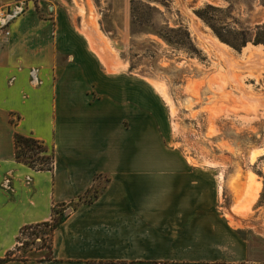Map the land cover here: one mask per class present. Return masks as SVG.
Instances as JSON below:
<instances>
[{
	"label": "crops",
	"instance_id": "obj_1",
	"mask_svg": "<svg viewBox=\"0 0 264 264\" xmlns=\"http://www.w3.org/2000/svg\"><path fill=\"white\" fill-rule=\"evenodd\" d=\"M32 4L0 35V259L63 217L49 249L4 264H264L248 171L221 205V174L162 144L140 78L110 74L53 0ZM14 135L41 142L50 169L18 162Z\"/></svg>",
	"mask_w": 264,
	"mask_h": 264
},
{
	"label": "rangeland",
	"instance_id": "obj_2",
	"mask_svg": "<svg viewBox=\"0 0 264 264\" xmlns=\"http://www.w3.org/2000/svg\"><path fill=\"white\" fill-rule=\"evenodd\" d=\"M53 1L110 74L140 78L145 101L156 104L163 115L159 120L167 124L162 144L194 167L221 174L220 204L230 203V192L240 199L247 170L259 185L254 206L260 212L264 0ZM32 3L0 0L11 10L21 9L16 18ZM44 156L49 153L26 152L24 159L32 157L33 165L48 169L49 161L40 162ZM62 217L54 214L56 221ZM50 235L44 225L22 230L7 261H25L30 251L49 249Z\"/></svg>",
	"mask_w": 264,
	"mask_h": 264
},
{
	"label": "trees",
	"instance_id": "obj_3",
	"mask_svg": "<svg viewBox=\"0 0 264 264\" xmlns=\"http://www.w3.org/2000/svg\"><path fill=\"white\" fill-rule=\"evenodd\" d=\"M26 152H31L33 156H39L40 154H47V149L44 147V145L31 138V137H21L19 135H14V155L15 159L18 162H21L25 165H28L29 167L37 170H43L45 169L43 167V164L41 163L39 167L33 165V160L32 157H28L30 161H27L24 159L25 153ZM52 154H49V157L45 158L42 157L40 162H47L49 161L50 164L52 163ZM92 198V196H91ZM62 219V218H61ZM60 219V220H61ZM60 221H56L54 217L51 219L49 223L43 224L44 226H48L51 230V232L54 230V228L58 225ZM9 254V253H8ZM8 254H6L5 258L0 259V264H3L7 261Z\"/></svg>",
	"mask_w": 264,
	"mask_h": 264
},
{
	"label": "built area",
	"instance_id": "obj_4",
	"mask_svg": "<svg viewBox=\"0 0 264 264\" xmlns=\"http://www.w3.org/2000/svg\"><path fill=\"white\" fill-rule=\"evenodd\" d=\"M19 13H21V9L17 7L15 8V10H11L8 6L0 4V35L1 36L6 37L8 35V26L18 16ZM50 167L51 164L48 169H50Z\"/></svg>",
	"mask_w": 264,
	"mask_h": 264
},
{
	"label": "bare ground",
	"instance_id": "obj_5",
	"mask_svg": "<svg viewBox=\"0 0 264 264\" xmlns=\"http://www.w3.org/2000/svg\"><path fill=\"white\" fill-rule=\"evenodd\" d=\"M254 158H255V153H253V157L251 158L252 160H254ZM255 181H254V176L252 175V174H250V177H249V187H248V191H247V193H246V195H245V197L246 196H248L249 194H250V189H251V186L253 185V183H254ZM255 188H257V186H255ZM259 189V188H258ZM252 190H253V188H252ZM251 190V191H252ZM257 195V194H256ZM255 195V196H256ZM247 199V198H246Z\"/></svg>",
	"mask_w": 264,
	"mask_h": 264
}]
</instances>
